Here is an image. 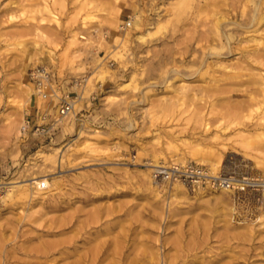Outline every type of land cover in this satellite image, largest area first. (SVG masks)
Returning a JSON list of instances; mask_svg holds the SVG:
<instances>
[{"label": "rangeland", "instance_id": "rangeland-1", "mask_svg": "<svg viewBox=\"0 0 264 264\" xmlns=\"http://www.w3.org/2000/svg\"><path fill=\"white\" fill-rule=\"evenodd\" d=\"M189 160L264 175V0H0V264H71L36 249L87 217L122 264H264L232 193L153 178Z\"/></svg>", "mask_w": 264, "mask_h": 264}, {"label": "built area", "instance_id": "built-area-1", "mask_svg": "<svg viewBox=\"0 0 264 264\" xmlns=\"http://www.w3.org/2000/svg\"><path fill=\"white\" fill-rule=\"evenodd\" d=\"M45 70H43L44 72ZM38 86L43 93L47 88V73L42 75ZM46 72V71H45ZM60 115H68L74 108L70 95L61 98ZM26 130V127H24ZM156 181L173 187L179 182L193 190L224 191L234 195V214L237 219L246 218L257 221L264 215V175H255L236 169L214 168L199 161H171L153 168ZM42 188H47L46 184ZM3 191L0 189V202Z\"/></svg>", "mask_w": 264, "mask_h": 264}, {"label": "bare ground", "instance_id": "bare-ground-1", "mask_svg": "<svg viewBox=\"0 0 264 264\" xmlns=\"http://www.w3.org/2000/svg\"><path fill=\"white\" fill-rule=\"evenodd\" d=\"M204 5L205 4L201 5L200 9H202L203 8L202 6H204ZM258 11H259V9H258ZM215 14H214V16H215ZM259 15H261V14H259ZM257 17L258 16H256V18ZM87 20H88V17H85L84 20H83L82 28L87 27V25H88L87 24V22H88ZM225 20H227V19H226V16L224 15L222 18L218 19L217 21L215 20V21L217 22L218 25H221L222 22L225 21ZM214 29L216 30V28H214ZM127 34H129V33H127ZM225 34H226V36L228 38V43H230L231 35L228 32H226ZM223 36H224V34H223ZM74 38L76 40H78V41L79 40H82V39H88V37L86 35L82 34V33L76 34L74 36ZM89 41H90V39L87 42H89ZM225 43H227V42H225ZM43 70H45V69H41L40 71L43 72ZM45 71L42 73V75H45L46 74ZM258 76H260V75H258ZM24 85H25L24 86L25 89L27 90V95H28V97H27V103H28V98H30V97H32L34 95L35 89L30 84H28V83L27 84L25 83ZM37 89H38V94L40 96L44 95L41 87H39L38 85H37ZM37 89H36V91H37ZM40 99H41V97H40ZM38 100H39V97H38ZM22 106H24V105H21V107ZM203 152H204V148L198 147V149H197L198 155L203 154ZM200 161H202V160H200ZM203 162L205 163L206 161H203ZM218 164L219 163H216V162L213 163L212 162V166L214 168L218 167ZM160 165H162V164H158L156 166H160ZM175 185L178 188H180V189H183V190L186 189V187L182 183L177 182V183H175ZM18 187L19 188L21 187V184L20 183L19 184L16 183V184L9 185L8 191H11V192L13 191V193H14V191L17 190L16 188H18ZM26 196H28L26 190H20L17 193V198H24ZM92 219L87 217L86 219L79 220L78 223L75 222V221H73V220H66V221L61 220L62 221L61 222V225L62 226H65L67 224H71V226H74L77 223V226L74 227L75 234L73 235V237L70 238V239H62V240H57V241H49L48 239H47L48 241H46L44 239L45 241L42 242L41 247H38L36 249V251H37L36 253H41L42 255H44L47 258H49L51 254H54L56 252L57 253H60L61 254L60 257H63V258L64 257H70V256H73V255H77V258L71 264H101L106 259H108V258L110 259L111 256H112L113 261L110 264H122V263H125V262H123V260L127 259L129 257V255H130V253H126L125 252L124 247L121 245V242L116 238V236L112 240L111 239H102V238H101L102 240L101 239L99 240V238L102 235V230L104 228L101 227V229H97L95 231H92L90 229L87 230V228L89 226L90 227L93 226L92 225L93 223L98 222V220H96V218L94 220H92ZM262 221H264V215L260 216L259 220H257L256 223L257 222H262ZM261 227H264V224ZM67 228H65V229H67ZM253 228H254L253 226L250 227L251 230H253ZM106 229H108V228H106ZM72 230H73V228H72ZM83 230H86L87 234L84 233L85 231H83ZM108 231H106V232H108ZM60 232L61 231H59V230H56V231H54V230H51L50 231L49 230L48 231V234H57V233H60ZM252 235H253V233H252ZM97 239H98V242L96 241ZM79 240L83 241L82 242L83 245L81 243L80 244L78 243ZM95 241H96V243H94ZM111 245H113L114 247L110 248ZM141 253L143 254L144 251L141 252ZM144 254H146V253H144ZM198 258L199 257L192 258V259L191 258L190 259H186L185 262H183V263L184 264H193ZM54 259H56V258H54ZM142 259L144 260L143 257L134 256V258L131 259V262L129 263V261H128V263L129 264H136V261L142 260ZM147 259H149V258H147ZM158 259H160V257ZM158 263H160V262H158ZM169 264H178V263H176L175 261H170Z\"/></svg>", "mask_w": 264, "mask_h": 264}]
</instances>
